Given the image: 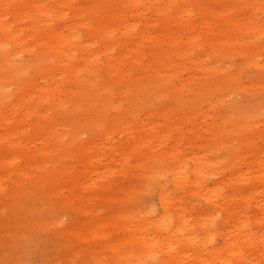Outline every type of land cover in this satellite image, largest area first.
<instances>
[{
	"label": "bare ground",
	"instance_id": "6f19581e",
	"mask_svg": "<svg viewBox=\"0 0 264 264\" xmlns=\"http://www.w3.org/2000/svg\"><path fill=\"white\" fill-rule=\"evenodd\" d=\"M103 1L0 0L1 224L13 219L11 234L24 227L6 209L39 201L34 191L45 173L59 196L49 208L81 215L66 228L55 222L73 241L50 264H260L264 104L241 110L224 94L264 89V77L239 82L264 60V0H120L98 27L81 21L91 34L83 36L80 22L67 18ZM228 53L244 57L234 71L218 59ZM188 60L200 78L182 76ZM153 94L168 103L156 118L139 119L156 110L146 97ZM225 104L231 115L214 121ZM198 115L213 119L203 132L195 128ZM152 187L159 209L129 204L138 189ZM34 216L33 226L54 219Z\"/></svg>",
	"mask_w": 264,
	"mask_h": 264
},
{
	"label": "rangeland",
	"instance_id": "374dc122",
	"mask_svg": "<svg viewBox=\"0 0 264 264\" xmlns=\"http://www.w3.org/2000/svg\"><path fill=\"white\" fill-rule=\"evenodd\" d=\"M119 1L120 0H104L100 3V12H98L99 9H92L88 11L84 17L78 18L74 16L71 17L70 15L67 19L69 22L73 23L80 22V25H77L76 28L82 32L83 36H91L90 29L87 23H81V21H89L90 19L92 27H98L101 23V14L104 13L106 10L117 9L119 7ZM202 1L205 4H208L207 0ZM79 2L85 4V7H88L90 5L91 0H79ZM147 15H149L148 12ZM244 15V12H238L235 14V17L238 20H242L244 18ZM128 18L131 19V15L129 13ZM153 22L154 21L152 19L151 23ZM64 23L65 21L57 24L58 31L63 28ZM110 24L112 26L114 25L112 24V22H110ZM155 28V25H151V32H154ZM213 36L217 37V32H215ZM29 44L34 43L29 42L28 45ZM33 46L36 49V52H38V50H42L41 47L35 46V44ZM255 47L256 46L252 42H250L248 39L246 40L247 49L254 50ZM207 50L208 44L205 43L199 52L200 54L204 55ZM28 56H32V53L26 52L25 57ZM218 59L221 65L231 67L233 71L239 64L244 61V57L242 55H237L236 53H228L226 57H218ZM185 62L186 67L189 69L185 70L182 76L186 78L190 76L200 78V76H198L196 72L192 71L194 64L189 60ZM218 75L222 76L223 73L218 72ZM262 77H264V60L262 61V65L260 66H252L248 69H245L240 74L239 82L244 86H250L252 82L262 80ZM146 97L154 100L156 110L154 111L152 116H149L146 112L141 111L138 114V117L139 119L145 120L148 119V117L156 118L157 115H159L158 111L162 109L165 104L168 103V98H157L154 94ZM224 97L226 101L234 102L235 100H238L235 102L237 104H241V106H238L241 110L247 109V111H251L255 108L261 107L264 104V89L260 88L259 86H253L252 88L247 90L239 89L230 94L225 93ZM207 107L208 102H205L204 104L200 105L198 109L200 111H204ZM230 110L233 111L231 105L225 104L223 108L220 109L219 116L214 119V121L221 116L231 115V113L229 112ZM112 114H114V112H112ZM174 114L177 115L178 112H175ZM212 121V118L204 120L201 115H198L197 119L194 121L195 128L197 127L199 131L201 130L203 132V129H205L207 125L211 124ZM234 124L228 123V126ZM116 138L117 137H115V139ZM216 154L219 156L226 155L223 150L218 151ZM32 174L37 175V172L34 171L32 172ZM219 174L220 173L218 170L215 174L212 175V177H218ZM145 175L147 174H143L142 176H140V178L137 177L138 182H142ZM42 176V186L38 190L34 191V195L40 199L39 201H37L35 204H30L28 200L23 199V203L26 206L25 209L21 210L17 206L12 205V207L9 206V208L6 209V211L8 212H17L19 218L21 219L22 226L24 227H20L16 234H11L10 230L12 229V224H14L15 221H13V219H11L9 222L5 220L4 224H1L2 219H0V264H50L51 260L57 257V255L67 254L71 251L73 237L65 233H58L57 228H59V224L55 222L58 220L61 221L60 227L66 228L70 225V219H81V215L74 209H66L64 213L69 216L68 218L63 216L64 209H61L58 206L52 208L51 210L49 208V203H54L55 201H57L59 199V196L51 192L52 190L50 189V185L47 182L46 174L44 173ZM119 178L122 179L123 177L119 176ZM30 190L33 191V188L30 187L29 191ZM198 201L204 204L203 200L198 199ZM146 202L153 203L154 205H156V208L159 209V201L157 199V188L152 187L149 189H138L135 192L134 196L131 198L129 204L132 207L135 206L138 208L141 207V204L143 205ZM115 204L116 203L114 201H108L106 203L108 207H113L115 206ZM36 211L41 213V215H46L45 217H52L54 219L49 220V225L45 222H42L41 224H39V226H33L29 222L34 220V213ZM219 213L222 217V212L219 211ZM217 224L223 225L224 222L222 220H218ZM221 241L222 238L217 239L218 243H221ZM232 263H234V261H232ZM154 264L165 263L161 261ZM182 264H187V261ZM260 264H264V261H260Z\"/></svg>",
	"mask_w": 264,
	"mask_h": 264
}]
</instances>
